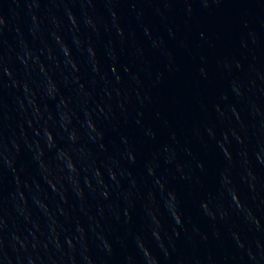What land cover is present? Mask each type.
<instances>
[{"label": "water", "instance_id": "1", "mask_svg": "<svg viewBox=\"0 0 264 264\" xmlns=\"http://www.w3.org/2000/svg\"><path fill=\"white\" fill-rule=\"evenodd\" d=\"M61 96L75 113L71 123ZM97 105L114 113L97 117L109 151H123L127 137L137 156L134 164L124 159V167L138 186L126 177L117 184L106 170L108 198L94 176L76 183L58 151H71L78 164L82 144L99 151L85 117ZM73 128L82 137L76 144ZM225 131L234 163L220 147ZM167 143L177 147L190 177L162 155L159 174L181 197L187 228L175 224L170 197L160 190L168 209L162 220L174 241L170 255L158 246L140 196L158 188L145 164ZM262 143L264 0H0V264H129L128 257L152 264L137 234L160 264H254L233 233L264 255L257 247L264 244ZM245 148L255 180L240 156ZM226 169L244 209L220 195ZM123 192L133 194L130 221ZM210 193L228 218L204 214L200 202Z\"/></svg>", "mask_w": 264, "mask_h": 264}, {"label": "clouds", "instance_id": "2", "mask_svg": "<svg viewBox=\"0 0 264 264\" xmlns=\"http://www.w3.org/2000/svg\"><path fill=\"white\" fill-rule=\"evenodd\" d=\"M95 55V53H93ZM76 70L79 71L78 66H75ZM81 87H84L81 85ZM59 91V89H57ZM235 91L243 95L242 89L239 87V85L236 86ZM35 95V93H33ZM60 104L63 106L65 111L64 116L65 119L71 123L73 119L75 118V113L71 109L70 101L69 99L61 96L60 97ZM120 107L123 108L124 104L121 102ZM216 110L221 112L223 115V110L220 108L219 105L216 106ZM233 111L236 112V116L238 119H240L241 123H243L242 117L240 116V112L233 108ZM112 116H114V113L112 112L111 108H105L102 105H97V107H93L90 109H85V117H86V126L90 133V140L92 143L98 144L99 151L93 149L92 147H89L87 143L82 144L77 150L76 154L79 158V164L77 163V158H75L71 151L66 150L65 148H59L58 151L60 153L61 158L67 159L70 166V171L73 173V178L76 183H80V178L84 177L87 178L88 182H92V177L94 176L102 190V195L105 198H108L111 196V187L104 179L105 171L107 170L111 174V178L117 182V184L121 183V177L129 178L131 181L132 187L138 186L137 179L133 176V173L126 169L124 167V159H127L129 163L134 164L137 160V156L135 152L133 151L132 145L130 144L127 137H124L122 140V143L124 145L123 151L120 149H116L113 152L109 151L108 145L104 142V131L99 127L97 123V117H103L105 119H111ZM208 131L212 133V129L209 128ZM232 132H236L235 129L232 130ZM155 132H151V136L155 138ZM236 135L239 138V143L244 145L245 144V138L243 136H239V133H236ZM48 136L49 139H53L52 132L50 129H48ZM176 132L173 131L171 133V139L172 141H176ZM82 139L78 129L73 128L71 134H70V140L73 144H76L80 142ZM220 147L222 148L223 152L227 155L230 163H234V158L231 149L229 148L230 143V133L228 131H225L223 133V138L220 140ZM17 149H19V144L16 145ZM261 147H264V143L261 144ZM186 151H190L187 150ZM167 154V162L169 164L175 162V167L178 171L181 173H184L183 178L184 179H190L189 175L185 172V164L180 160L179 152L177 150V147L173 143H167L162 146V148L153 153L152 158L148 160L145 164V167L147 169V173L149 176L153 178L154 185L158 186L156 187H149L146 193H140L141 198H146V206L150 208V215L152 217V220L154 221V226L152 228V234L155 237V239L158 242V246L165 252L170 255L169 251V242L171 241L174 245V241L172 236L168 234V232L165 229L164 222L162 220V216L167 213L168 209L164 208L160 201V190H163L167 192V195L170 197V205L171 208V214L174 217V222L176 225L180 226L181 228H184L185 231H187V228L185 226V218L182 213L183 208V201L179 194L175 191L169 188L167 178L163 175L159 174L160 169V160L162 155ZM256 156H259V150H257L254 153ZM240 156L243 157L244 164L248 166V173L252 176V179L255 180L256 176L251 171V156L249 152L246 150H243L240 153ZM261 161H264V156L260 157ZM59 168V165L57 166ZM200 167H203V165H200ZM62 170V169H61ZM223 178V188L220 192V195L223 196L225 193L230 195L231 199L235 202L236 205L239 206L240 209L245 208L244 201L241 200L240 194L238 189L235 186V183L233 181V178L230 174V169H226L222 173ZM245 179H247L245 177ZM53 188H56L57 191L60 189L57 187V184L55 181H50ZM253 189L255 188V185H252ZM125 197L128 199L129 203V210H128V219L131 220V211L130 208L133 206V200H132V193L131 192H123L122 193ZM79 195L83 198L85 196V192L83 188L80 189ZM218 196L216 194H208L202 201L200 202V207L205 215H207L210 219L216 220L217 215L219 214L220 219H226L229 217L230 213L227 208L223 207L221 203L218 202ZM257 224H259V221H257ZM82 231V229H81ZM198 231V230H197ZM175 235L179 237L180 233L179 230L176 231ZM233 236L235 240L237 241L238 247L244 249L247 248V255L250 259V261L254 262V264H264V255L258 256L257 253L251 248L246 246L239 233H233ZM205 239L207 237H204ZM136 242L139 246V248L142 250V254L152 259V264H160V261L158 258H156L153 255L152 249L148 247V245L145 243L144 237L137 234ZM257 247L261 249V252L264 253V244H260L257 242ZM109 250H111V245H109ZM129 264H135L134 257H128Z\"/></svg>", "mask_w": 264, "mask_h": 264}]
</instances>
